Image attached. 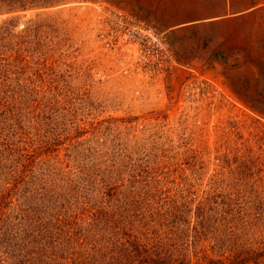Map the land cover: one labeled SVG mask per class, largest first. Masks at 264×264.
Returning a JSON list of instances; mask_svg holds the SVG:
<instances>
[{
    "label": "rangeland",
    "instance_id": "374dc122",
    "mask_svg": "<svg viewBox=\"0 0 264 264\" xmlns=\"http://www.w3.org/2000/svg\"><path fill=\"white\" fill-rule=\"evenodd\" d=\"M155 1L25 0V9L0 7L4 89L39 101L38 133L53 139L44 148L25 123L11 147L35 154L30 179L41 184L47 175L69 198L88 197L91 178L113 166L154 181L157 195L186 186L197 197L219 193L225 208L214 203L218 213L243 216L248 236L262 241L264 0H214L220 11L255 10L225 30L169 38L139 12ZM5 122L0 118L3 179L15 171Z\"/></svg>",
    "mask_w": 264,
    "mask_h": 264
},
{
    "label": "trees",
    "instance_id": "16d2710c",
    "mask_svg": "<svg viewBox=\"0 0 264 264\" xmlns=\"http://www.w3.org/2000/svg\"><path fill=\"white\" fill-rule=\"evenodd\" d=\"M26 4L0 0L5 11L25 9ZM6 68L0 72V118L6 120L7 156L15 171L4 179L0 174V264H264V240L248 236L243 216L227 219L218 213L214 203L222 204L219 193L197 197L186 186L175 188L177 195H157L154 181L133 170L121 175L114 166L108 175L91 178L88 197H66L54 182L47 183V175L41 184L30 179L35 154L13 150L12 137L27 123L44 148L53 139L48 142L38 133L39 101L5 91ZM185 244L195 252H188Z\"/></svg>",
    "mask_w": 264,
    "mask_h": 264
},
{
    "label": "crops",
    "instance_id": "0c3cea01",
    "mask_svg": "<svg viewBox=\"0 0 264 264\" xmlns=\"http://www.w3.org/2000/svg\"><path fill=\"white\" fill-rule=\"evenodd\" d=\"M217 6L216 10L214 0H156L147 6L142 5L139 12L146 15L148 23L156 31L169 38L187 32L197 33L204 27L225 30V25H234L238 18L255 10L220 11V4ZM227 34L229 35L228 29Z\"/></svg>",
    "mask_w": 264,
    "mask_h": 264
},
{
    "label": "built area",
    "instance_id": "2783aa9c",
    "mask_svg": "<svg viewBox=\"0 0 264 264\" xmlns=\"http://www.w3.org/2000/svg\"><path fill=\"white\" fill-rule=\"evenodd\" d=\"M162 34V33H161Z\"/></svg>",
    "mask_w": 264,
    "mask_h": 264
}]
</instances>
